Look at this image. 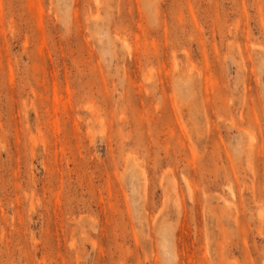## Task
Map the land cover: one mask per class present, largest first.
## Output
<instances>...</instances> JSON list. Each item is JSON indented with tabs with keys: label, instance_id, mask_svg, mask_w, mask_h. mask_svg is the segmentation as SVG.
Returning <instances> with one entry per match:
<instances>
[{
	"label": "rangeland",
	"instance_id": "rangeland-1",
	"mask_svg": "<svg viewBox=\"0 0 264 264\" xmlns=\"http://www.w3.org/2000/svg\"><path fill=\"white\" fill-rule=\"evenodd\" d=\"M0 264H264V0H0Z\"/></svg>",
	"mask_w": 264,
	"mask_h": 264
}]
</instances>
